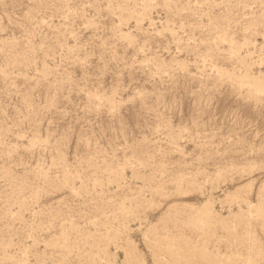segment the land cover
I'll return each mask as SVG.
<instances>
[{"label": "rangeland", "instance_id": "1", "mask_svg": "<svg viewBox=\"0 0 264 264\" xmlns=\"http://www.w3.org/2000/svg\"><path fill=\"white\" fill-rule=\"evenodd\" d=\"M0 264H264V0H0Z\"/></svg>", "mask_w": 264, "mask_h": 264}]
</instances>
